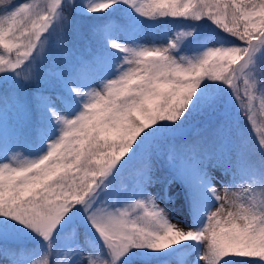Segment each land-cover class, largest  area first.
Returning <instances> with one entry per match:
<instances>
[{
    "label": "snow or ice",
    "instance_id": "1",
    "mask_svg": "<svg viewBox=\"0 0 264 264\" xmlns=\"http://www.w3.org/2000/svg\"><path fill=\"white\" fill-rule=\"evenodd\" d=\"M0 264H264V0H0Z\"/></svg>",
    "mask_w": 264,
    "mask_h": 264
},
{
    "label": "rangeland",
    "instance_id": "2",
    "mask_svg": "<svg viewBox=\"0 0 264 264\" xmlns=\"http://www.w3.org/2000/svg\"><path fill=\"white\" fill-rule=\"evenodd\" d=\"M241 124H243V120H241ZM189 127H191V126H189Z\"/></svg>",
    "mask_w": 264,
    "mask_h": 264
}]
</instances>
